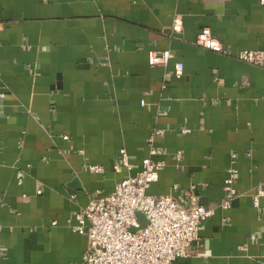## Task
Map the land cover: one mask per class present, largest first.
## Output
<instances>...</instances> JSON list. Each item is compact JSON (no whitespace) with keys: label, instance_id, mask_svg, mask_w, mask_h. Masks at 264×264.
<instances>
[{"label":"crops","instance_id":"0c3cea01","mask_svg":"<svg viewBox=\"0 0 264 264\" xmlns=\"http://www.w3.org/2000/svg\"><path fill=\"white\" fill-rule=\"evenodd\" d=\"M202 28L233 54L196 45ZM243 49L264 50V0H0V264H83L74 215L141 168L154 128L167 154L147 193L185 204L195 186L214 209L171 264H264V69Z\"/></svg>","mask_w":264,"mask_h":264},{"label":"built area","instance_id":"2783aa9c","mask_svg":"<svg viewBox=\"0 0 264 264\" xmlns=\"http://www.w3.org/2000/svg\"><path fill=\"white\" fill-rule=\"evenodd\" d=\"M172 30H181L180 19H174ZM195 44L222 55L233 54L208 28L201 29ZM169 57V50H151L148 52V64L166 67ZM233 57L264 69V50L243 49ZM182 71V65L177 63L174 75L180 77ZM162 133L161 129H153L148 155L142 159L141 168L134 175H127L118 182L109 195L90 198L87 205L74 215L72 230L87 238L83 264H171L189 255L191 244L199 238L201 223L211 217L214 209L199 203L193 193L195 186L190 187L185 195V204L170 195L152 196L147 193L165 167L162 157L167 152L153 146L154 136ZM176 159L180 157L177 155ZM119 163L131 170L124 149L120 151ZM86 169L91 173L103 172L99 165L88 164ZM236 175V169H228L224 197L217 205L220 210H228L237 196L233 186ZM259 196H264V191L253 196L255 205ZM137 213L145 216L146 224L142 228Z\"/></svg>","mask_w":264,"mask_h":264},{"label":"water","instance_id":"95a60500","mask_svg":"<svg viewBox=\"0 0 264 264\" xmlns=\"http://www.w3.org/2000/svg\"><path fill=\"white\" fill-rule=\"evenodd\" d=\"M137 216H138V221H139V226H140V228L144 227L145 224H146V219H145L144 214H142V213H137Z\"/></svg>","mask_w":264,"mask_h":264}]
</instances>
